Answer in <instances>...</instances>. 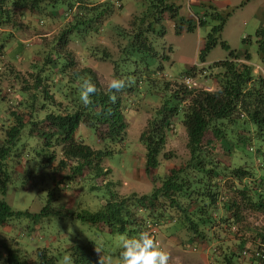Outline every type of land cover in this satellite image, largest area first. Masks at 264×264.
I'll return each mask as SVG.
<instances>
[{
  "label": "trees",
  "instance_id": "16d2710c",
  "mask_svg": "<svg viewBox=\"0 0 264 264\" xmlns=\"http://www.w3.org/2000/svg\"><path fill=\"white\" fill-rule=\"evenodd\" d=\"M60 1L0 0V99L8 103L7 122L0 125V195L6 196L18 172L26 178L22 187L27 189L32 186L30 177L33 172L27 167V152L35 148L21 141V133L26 127L27 134L40 142L41 151L54 147L59 150L56 156L52 152L42 160L47 167L57 162L48 172L51 183L48 204L39 213L33 214L15 211L1 200V230L13 228L10 219L25 217L41 220L62 215L60 208L51 211L50 202H64L67 206L71 204L61 194V189L68 185L71 188H68L70 195L75 190L78 194L74 198L78 212L67 217L94 226L100 233L116 234L119 237H136L148 229L158 230L163 223L177 225V230L189 233L192 237L203 236L206 229L211 230L217 223L211 211L218 196L222 194L217 177L222 174L223 178L234 179L231 189L239 200H245L246 203L249 200L251 206L264 211V77L255 74L253 67L245 63L250 61L249 54L245 52L240 58L230 51L227 59L214 64L219 69L214 90L189 88L183 82L165 81L158 74H151L147 65H138L137 60L142 64L146 57H158L154 47L158 38L165 35L163 22L166 18L176 20L174 32L179 35L184 22L179 16L180 4L176 1L182 0H122L125 5L132 2L137 10L131 14L129 32L122 31L115 37L125 43L122 45L123 57L120 63H113V74L115 77H135V83L126 89H130V93L137 92L138 101L145 95L150 102L159 101L158 107L150 110V117L138 139L143 150V171L151 182V191L141 195L135 192L122 195L114 189L111 169L102 167L104 158L115 153L112 148L114 143L120 144V150L125 147L123 141L127 123L122 110V97L117 93V102L111 103L107 88L100 85L95 72L88 67L79 68L74 56L67 50L69 36H79L86 26L94 25L96 28L100 25L112 12V3L95 5V0H76L73 3L61 1L67 13L71 12L74 5L79 9L69 28L55 37L53 54H47L43 63L32 66L35 69L33 75H30L33 76L32 88L41 92L38 93L42 100L40 104H37L35 96L28 95L29 83L16 70L17 67L9 61L2 65L3 53L11 42V33L5 34L2 30L13 23V14H22L23 10H28L47 16L48 11L54 9ZM185 1L190 8L191 0ZM200 6L204 14L201 17H198L199 13L194 14L199 28L209 19L218 22L206 35L197 55L199 63H205L206 56L218 43L223 49L229 50L226 43L219 41L227 15L223 16L213 6ZM192 30L191 27L187 28V32ZM255 37L257 54L264 66V26L256 31ZM136 53L140 54L139 58L134 57ZM108 58L104 53L102 59ZM185 75L190 73L185 71L181 76ZM88 78L99 91L92 97L93 105L85 108L79 100V85ZM12 81L16 84H12ZM6 82L7 86L3 87ZM41 82H44L43 88L39 91ZM151 89L156 90L157 99H150L148 92L151 93ZM174 119H180L186 133L187 160L182 166L171 168L159 176L157 170L163 161L176 158L172 152L164 151L166 136L173 129ZM82 127L94 131L99 148L84 144L83 136L81 140L76 139L75 133L78 128L82 130ZM215 142L220 143L224 150L214 151ZM246 149L249 152L255 150V157L259 158L256 164L260 178L253 179L256 169L248 166L247 160L234 163L235 156L241 157ZM215 153H218L222 162L216 160ZM9 159L15 160L16 166L20 165L13 169L7 164ZM23 161L27 163L25 167L21 165ZM77 178L79 184L76 183ZM241 181L243 184L238 183ZM99 188H104L105 196L96 204L92 193ZM224 196L226 211L240 208L235 196L232 199L226 194ZM82 198L85 199L82 201ZM37 223L34 229L40 225ZM259 239L262 243L257 252L259 257L252 264H264V235H259ZM103 244L94 241L70 244L66 252L72 264H98L100 255L107 256L100 246ZM2 249L5 251L0 259L3 264H57L58 261L56 255L46 248H38L29 255L14 240L7 248L3 243ZM120 251L121 248L110 254L113 264ZM234 254L232 257L224 256V262L232 263Z\"/></svg>",
  "mask_w": 264,
  "mask_h": 264
},
{
  "label": "rangeland",
  "instance_id": "374dc122",
  "mask_svg": "<svg viewBox=\"0 0 264 264\" xmlns=\"http://www.w3.org/2000/svg\"><path fill=\"white\" fill-rule=\"evenodd\" d=\"M61 1L54 9L52 8L48 11L47 16H40V13L36 11L30 12L28 10H23L22 14L15 12L11 21V23H13L2 30L5 34L11 33L9 40L11 42H9L8 47L3 53L4 60L2 59V65L7 64L6 61H9L17 67L16 70H19L20 74L24 76L29 83L28 87L30 91L28 95L35 96L37 104L42 102L41 95H39L41 92H36V90L32 88L33 76L31 77L30 75H33V71L35 70H33L32 66L43 63L47 54H53L56 46L54 43L55 37L59 35L62 30L69 28V25L73 23L74 16L77 15L79 9L74 5L71 12L67 13L65 8H63L65 4ZM75 1L76 0H66L67 3H73ZM193 1L194 0H191L190 3L193 4ZM225 1H229V4L223 5ZM93 2L95 5L108 2L112 3V12L109 13L106 18L102 20L103 22L96 26V28L94 25L86 26L79 36L70 35L68 38L67 50L72 53L79 68L88 67L92 69L100 85L106 88L108 80L114 76L113 63H120V59L123 57L121 56V51L122 45L125 42L118 41L115 37L117 33L122 31L129 32L130 29L128 25L131 21V14L132 12L135 13L137 8L132 5V2H128V4L125 5L122 0H95ZM176 2L180 4L179 16L182 17L184 22L181 32L179 35H176L174 32L176 20L171 21L166 18V21L163 22L166 30L165 35L163 38H158V43L156 42L154 47L155 51L158 52V57H146L142 60V64L137 60L138 65L142 67L147 65L151 74L156 73L159 78L171 82H182V73L188 71L190 75L186 76H190L195 81V88L214 90L217 86L216 74L219 72V69L215 67L214 64L227 59L230 51L239 54L240 58L247 52L250 56V61L245 63L253 67L255 74H260V69L255 66L259 61L255 33L261 26L259 25V18H264L262 8H258L262 0H199L197 6L192 5L190 8L185 0ZM215 2L219 5H215ZM201 4L207 7L213 6L217 11L222 13L223 16L227 15L226 22L219 34V41L226 43L229 50L223 49L218 43L206 56L205 63H199L197 55L204 44L206 35L212 26L216 25L218 22L207 18L209 20L206 24L199 28L194 14L199 13L198 17L204 14V12H201ZM66 13L67 16L65 15ZM188 27L193 28L192 32H187ZM104 53L108 55V59H102ZM134 57L139 58L140 54L136 53ZM120 77L124 76L121 75ZM11 83L14 85L16 84L14 81ZM43 83L44 82H41L39 84V91L42 90ZM6 86L7 82L3 84V87ZM155 91L156 90L151 89V93L148 92L151 100L158 98ZM48 93L50 94V92ZM136 94L137 92L130 93V89H124L120 92V96L122 97V110L125 114V121L127 123L123 141L125 147L123 150H120V144L114 143L112 148L115 153L112 156L104 158L102 163L103 168L111 169V179L114 183V189L117 193H121L122 195L134 191L139 193L144 191L149 192L152 186L149 178L143 171V150L138 139L150 117V110L158 107L159 101L157 99L154 103L150 102L146 99L147 95L142 98L143 101H138V95ZM7 118L8 103L0 99V125L5 124ZM173 124V129L166 136L164 151L172 152L176 158L163 161L162 166H159L157 170V175L159 176H163V174H166V171L171 168L182 166L187 160L188 152L186 149V133L184 127L180 119H174ZM26 130L27 127L21 133V141L31 148H35L28 150V152L26 151L27 154H29L27 156L29 157L27 167L33 172L30 177L32 186L27 189L23 188L22 183L26 178H24L25 176L23 174L18 172L9 185L6 196L0 195V201H5L15 211H28L37 214L48 204V195L51 192L48 172L51 171L52 167L57 165L55 161L47 167L42 160L45 159L47 154H51L52 152L55 154L58 153L59 150L57 147H54L53 149L41 151L40 142L35 137L29 136ZM82 136L84 144L91 148L100 147L93 130L82 127V130H77L76 139L81 140ZM221 150L224 149L220 147V143L217 144L215 142L214 151ZM242 154L241 157L236 158L235 156L234 163H239L238 160H247L248 166H253L256 169L253 179L260 178L261 175L259 174L258 165L256 164V160L259 158L257 159L255 157V150L249 152L246 149ZM54 156H56V154ZM9 160L7 164L13 167V169L20 165L16 166L15 160ZM18 163H20V161H18ZM27 163L23 161L21 165L23 164V167H25ZM260 171L263 174V171ZM222 176L223 174L220 177L217 175L221 193L222 195L226 194L232 199L235 193L231 189L234 185V179L232 177L223 178ZM41 180L43 181L41 182ZM78 180L79 178L76 179L77 184L80 183ZM71 182H74V180ZM238 183L243 184L242 181ZM68 188H70V185H68L67 188L63 187L61 189V194L62 198L66 197L65 199L71 202V204L68 205L70 207L64 202L61 204L50 202L51 211L60 208L62 215L50 216L41 220H33L25 217L10 219L9 222L13 228L10 229V227H6L4 229L6 230L9 228V231H3L0 228V259H2L5 253L4 249H2V244L4 243L6 248L10 247L13 240L18 243L19 248L29 255L35 253L38 248L49 249L56 255L58 259L57 264H62L64 256L68 255L66 249L70 244L84 243L87 241H94L96 243L104 242V244L100 246H102V250L107 256H110L116 249L120 248V237L118 235L100 233L94 226L78 221L75 218L67 217L69 214L73 215L78 212V204L74 202V198L78 196V194L75 190L73 194L70 195L71 188L70 190H68ZM76 189L78 190V188ZM104 191V188H99L92 193L96 204L105 196ZM54 195L55 193L52 196ZM84 199L85 198H82V201ZM78 203L81 207V203ZM238 203H240V208L235 211L236 223L238 225L234 226L232 232L229 230V226H227L231 223L227 222L226 206H222V211L218 213L222 221H219V224L214 226V230L212 231V242L217 241L214 253L215 258H213L212 264H226L223 257H230L233 252L235 253V257L232 258L234 262L231 264H250L251 258L241 260L238 257V253L245 247L248 248L249 251H251L250 249H256L257 242L255 241L259 239V235H264V211H259L251 206L252 204L249 200L248 203H246L245 200H239ZM74 204L76 205L71 207V205ZM37 222L40 225L34 229V224ZM177 228V225L175 226L172 223H163L158 229L159 233L157 240L160 242L161 246L170 253V264H202L199 254L191 252L188 248L189 243H196L200 239L185 237L187 233L179 231ZM33 230L35 234H31ZM162 233L169 235V238ZM245 233L246 237L247 235L253 236H248V242L241 241V237L237 236V240L233 237L234 234L242 235ZM164 239H169L170 241L168 242ZM202 241V243H205V238H203ZM13 245H15V243ZM168 248L170 249L168 250ZM70 262L72 264L71 260ZM209 262H211V260H209ZM0 264H3V262H0Z\"/></svg>",
  "mask_w": 264,
  "mask_h": 264
},
{
  "label": "clouds",
  "instance_id": "9594fccd",
  "mask_svg": "<svg viewBox=\"0 0 264 264\" xmlns=\"http://www.w3.org/2000/svg\"><path fill=\"white\" fill-rule=\"evenodd\" d=\"M65 15L67 16V13ZM186 77H189L190 79H192L190 76L185 75L182 77L183 83H184V78ZM192 81L195 83L193 79ZM134 83H135V77L133 76H126V77L113 76L112 78H110L106 85L108 98L110 102L113 104L116 103L118 99L116 94L122 92L126 88H130ZM195 86H196V83H195ZM195 86H187V87L195 88ZM98 91L99 89L97 88L96 84H94L90 78L84 79L81 81L79 85V100L85 108H89L93 105L94 102L92 100V97L95 96ZM224 195L220 194V196H218L217 201L214 205V208L211 211L213 219L217 221L216 225L219 224L218 222L220 219V216L218 213L222 211L221 207L224 206V204L226 203V197ZM218 209H220V211ZM226 218L228 219L229 215L226 216ZM231 226L232 224L229 225V228H231ZM213 230L214 228H212L211 230L206 229L204 231L203 236L191 237L193 239L197 238L200 240L196 243L195 242L189 243L188 244L189 250L191 252L197 253L199 250V247L197 245L205 244V243H202L203 238L213 239V235H212ZM230 231L232 232V230ZM158 233L159 231L157 229L152 228V229H148V231L140 232L138 236L136 237H127V236L122 235L120 237L121 251L119 253V256L115 259V264H170V259H171L170 253L167 250H165L161 246L160 242L157 240ZM187 235H189V233ZM255 242H257L256 249L254 250L250 249L251 251H249V249L245 247L240 250V254H239L240 259L247 260V258H251V263L255 262V259L257 258L254 257V254L258 252V249L261 248V245H262L260 239L256 240ZM216 246H217V241H215L210 246L211 247L210 251L213 256L215 253ZM244 250L248 252L247 257L242 255V251ZM96 252L100 253L98 250H96ZM262 262L264 263V261ZM62 264H71L70 256L68 255L64 256ZM98 264H113V258L111 256L100 255Z\"/></svg>",
  "mask_w": 264,
  "mask_h": 264
},
{
  "label": "crops",
  "instance_id": "0c3cea01",
  "mask_svg": "<svg viewBox=\"0 0 264 264\" xmlns=\"http://www.w3.org/2000/svg\"><path fill=\"white\" fill-rule=\"evenodd\" d=\"M198 2H199V0H194L193 1V4L192 5H196L197 6V4H198ZM229 4V1H225V3L223 4V5H228ZM215 5H219L218 3H216L215 2ZM258 8H262V13H264V0H262V2L259 4V6H258ZM202 12V11H201ZM200 12V13H201ZM259 25H261L260 27H263L264 26V18L263 17H260L259 18ZM238 57H240V55L239 54H236ZM253 65V64H252ZM256 67H258L259 69H260V74H263L262 76L264 77V66L262 65V63L260 62V60L258 61V63L255 65ZM255 72V71H254ZM80 128H78V130H79ZM76 135H77V131H76V133H75V137H76ZM215 154H217V155H215ZM214 155H215V158H216V160H219V162H222L219 158H218V153H215ZM150 191H151V187H150V190H149V192L147 191H144V192H137V191H134V192H136L137 194H148V193H150ZM121 194V193H120ZM234 196H235V199H236V202H239V199L236 197V195L234 194ZM233 196V197H234ZM219 211H220V209H218ZM229 215V218H228V223H231L232 224V226H231V228H229V230H234V226L233 225H238L236 222V213H235V210L234 209H230V210H228L227 211V214H226V216H228ZM230 224V225H231ZM227 226H229V225H227ZM5 229V228H4ZM7 231H9V228H7ZM182 232H184V231H182ZM186 233V232H185ZM163 235H165L167 238H169L168 236L169 235H166L165 233H162ZM210 236H211V234H210ZM237 236L238 237H241L242 239H241V241H245V242H247V240H246V238L248 237H246V233L245 234H234L233 235V237H234V239H236L237 240ZM165 237V238H166ZM185 237H192L191 235H187V234H185ZM209 237V236H208ZM165 241H170L169 239H164ZM210 238H205V244H198L197 246L199 247V250H198V252H197V254H199V257H200V259H201V261H202V264H212L213 263V258H215V256H213L212 254H211V251H210V246L214 243V242H212V239L210 240ZM235 241V240H234ZM245 245H247V244H245ZM170 248H168V250H169ZM209 260H211V262H209ZM242 260V259H241ZM232 262H234V261H232ZM190 263V262H189ZM197 264V263H196ZM226 264H231V263H226ZM250 264H252V263H250ZM257 264V263H256Z\"/></svg>",
  "mask_w": 264,
  "mask_h": 264
},
{
  "label": "built area",
  "instance_id": "2783aa9c",
  "mask_svg": "<svg viewBox=\"0 0 264 264\" xmlns=\"http://www.w3.org/2000/svg\"><path fill=\"white\" fill-rule=\"evenodd\" d=\"M184 84L187 85V86H195V83L189 77L184 78ZM242 255L247 257L248 256V252L246 250H244V251H242ZM254 257L255 258L259 257L257 252L254 254Z\"/></svg>",
  "mask_w": 264,
  "mask_h": 264
}]
</instances>
